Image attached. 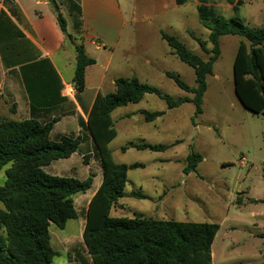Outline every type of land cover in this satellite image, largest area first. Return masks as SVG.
Returning <instances> with one entry per match:
<instances>
[{
  "label": "rangeland",
  "instance_id": "obj_1",
  "mask_svg": "<svg viewBox=\"0 0 264 264\" xmlns=\"http://www.w3.org/2000/svg\"><path fill=\"white\" fill-rule=\"evenodd\" d=\"M196 1L189 0L173 10L172 16L168 15L175 24L167 31L174 32L192 52L208 59L209 54L191 35L192 32L208 40L209 31L198 17ZM206 2L226 17L235 13L227 0ZM239 12L250 27L264 25V0H242ZM146 35L143 27H127L120 52L141 45ZM149 39L161 48L162 54L170 50L165 40L151 32ZM241 39L244 37L232 34L221 37V54L213 73L207 76L202 113L195 114L193 102L168 108L166 100L154 93L112 112L117 135L109 147L115 160L144 166L129 170L128 194L111 209V215L133 217L134 213L142 212L158 219L218 223L212 264H264V114L246 109L235 92L233 63ZM207 45L212 46L210 42ZM162 64V68L154 71L150 83L175 98L193 96L162 70L174 72L195 87L194 68L175 55L166 56ZM102 90L107 93L113 87L103 86ZM141 110L165 113L147 121ZM143 142L172 145L160 151L130 146ZM123 146L129 147L123 150ZM85 147L44 167L47 173L79 179L87 178L91 172L95 174L92 187L74 196L78 217L69 219L64 229L56 224L50 227L51 245L57 251L51 264L82 260L91 263L83 229L87 199L101 183L102 167L99 159L90 154V164L84 162ZM191 152L200 153L202 159L195 170L187 172L186 159ZM9 166L0 170V184L5 182ZM131 191L142 192L145 197L129 196ZM0 207H4L1 201ZM0 232L4 230L0 228Z\"/></svg>",
  "mask_w": 264,
  "mask_h": 264
},
{
  "label": "trees",
  "instance_id": "obj_2",
  "mask_svg": "<svg viewBox=\"0 0 264 264\" xmlns=\"http://www.w3.org/2000/svg\"><path fill=\"white\" fill-rule=\"evenodd\" d=\"M187 0H177L183 4ZM57 20L66 31V19L55 0L51 1ZM234 15L226 17L213 6H198L201 23L209 30L208 40L191 32L209 54L208 59L192 52L175 34L161 31L172 52L194 68L197 85L190 86L177 74H166L193 96L175 98L157 86L137 77L119 76L115 90L98 93L88 114L87 127L95 142V155L102 167V181L89 201L83 237L91 263L82 260L68 264H212V245L220 225L214 222L158 219L142 212L133 217L112 216L111 209L126 196L128 172L143 163H119L109 143L117 135L112 112L131 102H139L146 94L165 99L168 108L186 102L195 104V114L203 112V97L207 76L221 54V37L238 35L241 39L233 63L234 88L242 105L257 114H264V25L250 27L239 12L242 0H231ZM80 13V7L76 5ZM212 46L208 48L207 43ZM76 67L73 84L78 91L85 89L87 66L96 60L76 44ZM147 121L162 116L165 111L141 110ZM55 120L42 122L35 118L21 120L0 118V170L7 164L6 180L0 184V264H51L57 251L51 245L50 227L64 229L69 219L78 217L74 196L89 190L95 174L85 179L47 173L44 167L52 161L68 158L79 150L82 137L63 135L51 137ZM172 144L131 143L137 149L165 150ZM129 146H123L127 150ZM89 154L83 155L89 163ZM202 159L200 153L187 156L185 171L195 170ZM129 196L144 198L142 192Z\"/></svg>",
  "mask_w": 264,
  "mask_h": 264
},
{
  "label": "crops",
  "instance_id": "obj_3",
  "mask_svg": "<svg viewBox=\"0 0 264 264\" xmlns=\"http://www.w3.org/2000/svg\"><path fill=\"white\" fill-rule=\"evenodd\" d=\"M51 1L0 0V118L56 119L51 137L81 136L80 147L85 145V153L93 158L95 142L87 124L98 93H103V86L114 91L119 76L151 82L154 71L163 67L162 60L175 54L171 47L162 54L149 33L161 39L162 30L173 34L167 28L172 29L175 21L167 17L189 0L183 4L177 0H55L66 19L67 33ZM206 1H196L197 8L202 3L213 6ZM227 1L232 7L231 0ZM129 26L145 28L147 39L120 52ZM76 44H83L88 56L96 60L86 68L82 91L73 84ZM69 85L73 93L67 91ZM98 187L87 199V207Z\"/></svg>",
  "mask_w": 264,
  "mask_h": 264
},
{
  "label": "built area",
  "instance_id": "obj_4",
  "mask_svg": "<svg viewBox=\"0 0 264 264\" xmlns=\"http://www.w3.org/2000/svg\"><path fill=\"white\" fill-rule=\"evenodd\" d=\"M67 91L70 93H73L75 91L74 87L72 85L67 86Z\"/></svg>",
  "mask_w": 264,
  "mask_h": 264
}]
</instances>
